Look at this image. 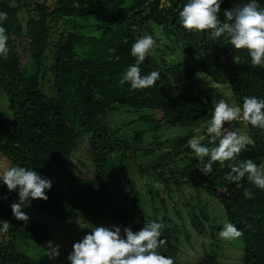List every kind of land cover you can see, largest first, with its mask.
Instances as JSON below:
<instances>
[{"label":"trees","instance_id":"obj_1","mask_svg":"<svg viewBox=\"0 0 264 264\" xmlns=\"http://www.w3.org/2000/svg\"><path fill=\"white\" fill-rule=\"evenodd\" d=\"M186 2L0 0V12L7 13L0 27L6 29L9 49L6 57L0 55V154L7 160H0V172L19 165L51 180V189L45 190L48 199L33 200L30 207L54 216L51 226L25 211L30 217L27 225L17 220L10 205L12 199L18 201V190L9 192L0 181V196L8 197L0 199V228L3 221L10 223L7 233L0 232V264H40L37 255L46 252L47 241L54 240L61 250L53 264H69L75 237L80 235L79 241L88 233L84 228L88 217L92 224L133 231L152 217L151 221L163 225L161 239L167 241L168 253L178 255L181 248L175 242L180 241V228L167 224L170 205L164 204L159 190L143 183L135 169L149 171L138 164L137 156L156 152L143 145L144 136L164 124L191 129L151 165L165 190H170L171 181L177 185L181 200L173 210L182 223L186 244L192 245L189 227L201 235L205 223L213 220L206 208L210 198L242 231L244 264H264V190L245 179L244 187L253 193V198H245L243 188L224 179L231 161L215 163L212 172L205 174L200 169L208 158L201 161L187 145L197 135L208 144L206 122L218 100L242 107L244 97L264 99V67H252L247 51L235 50L226 35L214 38L210 31L182 28L178 13ZM234 2L223 0L221 19L223 10ZM258 3L264 10V0ZM86 29L90 30L84 33ZM145 35H151L156 46L141 63V75L157 71L160 79L145 89L133 90L129 82L121 86L126 69L136 62L131 45ZM187 59H194L193 63ZM213 82L228 86L232 98L213 93L208 86ZM119 108L140 115L137 120L149 127L120 139L105 118ZM146 110L149 113L141 114ZM225 127L238 128L250 137L251 143L238 159L264 163V129L240 120ZM83 141L93 157L90 177H81L70 166ZM180 154L182 159H177ZM168 159L183 166L172 165ZM141 183L149 190L150 209L141 206ZM55 217L71 221L77 230L66 232L61 222L54 227L59 220ZM24 246L39 251L33 254ZM204 250L209 252L207 247ZM217 263L213 256L200 264Z\"/></svg>","mask_w":264,"mask_h":264},{"label":"clouds","instance_id":"obj_2","mask_svg":"<svg viewBox=\"0 0 264 264\" xmlns=\"http://www.w3.org/2000/svg\"><path fill=\"white\" fill-rule=\"evenodd\" d=\"M223 0H187L183 4L178 16L181 27L189 32L210 31L214 38L227 36L230 44L235 50H246L251 59L252 67H264V10L259 7L258 0H236L230 8L223 10L221 19V5ZM7 19V13L0 12V21ZM8 37L6 29L0 27V55L7 56ZM156 46V41L151 35L138 38L131 45V55L136 62L126 69L120 80V85L130 83L133 90L153 87L160 79V73L152 71L149 74L141 75L140 65L145 61L146 56ZM243 121L245 125L253 128L264 129V99L256 96L244 97L242 107L220 99L216 102L210 119L206 122V134L208 144L202 143L204 136H193L187 141L188 147L201 161L207 157L208 161L200 170L209 174L213 170V164L227 166L230 171L224 179L236 183L238 188H243L245 198H253L249 188L242 183L247 182L261 190H264V163H256L252 158L238 159L241 152L251 143L250 137L238 128H226L225 124L233 121ZM211 145V146H209ZM0 181L7 186L9 192L18 190V202H13L10 207L13 216L25 224L30 217L23 211L30 207L33 200H47L45 190H50L52 182L42 177L38 172L19 165L5 168L0 172ZM0 199H8L7 196H0ZM170 224L180 228V241L175 242L177 248H181L178 255H172L166 250V240L161 239V223L147 221L138 231L131 227H124L123 230L116 225L111 227L101 226L103 223H90L89 231L84 237L72 245V251L67 260L69 264H200L207 261L208 257L216 256L217 264L223 263L217 252L230 250L220 248V244L231 247L227 242L222 243L221 239L229 240L233 246H240L244 250L243 259L240 256V264H244L247 254L240 238L243 235L227 217L228 222L223 228L219 222L212 217L211 222L205 223L203 235H210L212 249L209 252L204 250L206 245H201L199 252L194 258L185 257L192 253L189 250L182 235V223L173 221L169 213ZM10 227L8 221H3L0 232L7 233ZM202 235V234H201ZM191 240V238H190ZM192 242V240H191ZM47 256L56 259L60 255V246H53L51 241L46 242ZM232 252V251H231ZM236 255V254H235Z\"/></svg>","mask_w":264,"mask_h":264},{"label":"rangeland","instance_id":"obj_3","mask_svg":"<svg viewBox=\"0 0 264 264\" xmlns=\"http://www.w3.org/2000/svg\"><path fill=\"white\" fill-rule=\"evenodd\" d=\"M52 0H49V3L51 4ZM107 23V22H106ZM90 29H86L84 33L88 32ZM189 60V59H187ZM194 60V59H191ZM191 60H189V62H192ZM193 63V62H192ZM207 82V81H206ZM204 84V82L202 83ZM208 86L212 87V92L215 94H222L223 96H229L231 97V93H230V88L228 86L225 85H220V84H216V83H210L208 84ZM223 99V98H222ZM225 100V99H224ZM219 101V100H218ZM230 105L234 104L233 102H230L229 100H226ZM149 113V111H144L141 114H147ZM140 115L136 114V113H129L128 111H126L124 108H119L116 111H109L106 113L105 118L107 120V122L109 123L110 127L118 132V136L121 139L122 137L127 138L132 136L134 131L140 130V131H145V129H147L149 127V125H147V123H145L144 121L141 120H137L138 117ZM189 130H191L188 127H184V126H170L168 124H164L159 131H153V132H146L145 136H144V146H148L149 148H152L154 150H156V152L151 155V156H145L143 154H139L137 156V161L138 164H143L149 167V171L140 173V170H138V168L135 167V169L137 170V175H142L141 178H143V183L146 185H149L157 190H159L161 197L165 198L164 204H169L171 211V217L173 219V221H176L178 223H181L180 219L178 218V216L174 213L173 210V206L175 205H179L180 203H178V201H180V197L178 196V194L176 193L177 191V185L174 181H171V186H170V190H165V185L162 183V181L159 179V175H157L152 166L153 163L159 162L160 160H162V156H165L169 151L172 150L173 144H175V142H179L180 140H182L183 138H185V135H189L190 133H187ZM198 133H201L200 131H198ZM246 134L248 135V133L246 132ZM153 144V145H152ZM87 145L88 143L86 141H83L81 143V145L76 149L74 156L71 160V168L73 172L78 173L81 177H90L93 173V163H92V158L91 154L87 151ZM182 149V148H181ZM180 149V150H181ZM182 154L177 155V159H182L181 158ZM168 158H174V153H170L168 155ZM169 160V162H171V160ZM0 160H2L3 162L7 163V160L5 158H2L1 154H0ZM171 164H176V163H172ZM185 164V163H184ZM178 167L183 166L182 163H177L176 164ZM168 176H169V172H168ZM143 183H141L142 187H141V206L143 208H148L150 209L151 206H149V204H147V201H150V196L148 195V191L144 186ZM172 190V192H171ZM177 200V201H176ZM208 201L210 202L208 206H206L207 210L210 212V214L212 215L213 218H215L219 224L222 226H224L225 223L228 222L225 211L223 210L221 204L215 200L212 199H208ZM11 202H18L17 200H11ZM175 204V205H174ZM23 211L32 214L34 217H37L40 220L45 221L49 226H51V223H53L54 220V216L47 214L45 212H40L36 209H33L31 207H26L23 209ZM59 220L55 221L54 224H52L54 227H57V222H61L64 224V227L66 228V232L69 230L70 233H73V231L76 229L77 227H74L76 224L72 223L71 221L67 220V219H60L58 217H55ZM151 219L153 220V218H149V220L151 221ZM66 220V221H65ZM170 223V221H168ZM91 223V219L88 217L86 220V225L84 226V228L86 230H90L89 226ZM62 224V226H63ZM190 228V233H191V240H192V245L189 247V250L192 251V253L188 256H186V259H192L195 256V253L199 252V248L201 245H206L207 248L210 250L213 248L212 244H211V237L210 235H206L204 236L203 234L200 235L198 232H196L194 229ZM56 229V228H55ZM74 234H79L78 232L74 233ZM53 235L57 236L56 232H53ZM80 235L75 237V241H78ZM56 240L52 241L53 246H56L57 243L55 242ZM220 241L222 243L227 242L229 245H231V247H228L227 245L224 244H220V248H230V250H224L222 252H217V254L219 255L220 260L223 263H227V264H240V256L237 255H242V259H243V254H244V250L242 247L240 246H233V242L232 240H224L220 238ZM56 244V245H55ZM71 247V246H70ZM24 248L26 249V251H29L30 253H36L37 251H39L38 248H35V246H32L31 248H28L26 246H24ZM61 250V247H60ZM72 251V249H71ZM40 255H37V259L39 260L40 264H53V260L54 259H50L47 256V253L44 251L40 252ZM236 254V255H235Z\"/></svg>","mask_w":264,"mask_h":264}]
</instances>
